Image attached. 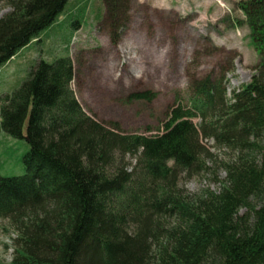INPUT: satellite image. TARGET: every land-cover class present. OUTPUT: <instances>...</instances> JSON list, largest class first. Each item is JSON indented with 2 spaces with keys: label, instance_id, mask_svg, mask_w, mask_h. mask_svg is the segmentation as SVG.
Segmentation results:
<instances>
[{
  "label": "trees",
  "instance_id": "16d2710c",
  "mask_svg": "<svg viewBox=\"0 0 264 264\" xmlns=\"http://www.w3.org/2000/svg\"><path fill=\"white\" fill-rule=\"evenodd\" d=\"M8 1L0 69L42 43L74 2ZM118 1L107 2L116 14ZM240 9L258 56L251 82L229 97L224 67L193 78L162 134H123L88 116L71 89L68 55L40 60L0 98V132L29 147L24 175L0 174V217L16 234L10 264H264V0ZM82 25H72L71 39ZM208 141L225 152L226 179L189 197L181 176H198L216 158ZM127 157L136 159L132 171Z\"/></svg>",
  "mask_w": 264,
  "mask_h": 264
},
{
  "label": "rangeland",
  "instance_id": "374dc122",
  "mask_svg": "<svg viewBox=\"0 0 264 264\" xmlns=\"http://www.w3.org/2000/svg\"><path fill=\"white\" fill-rule=\"evenodd\" d=\"M73 1L42 34V43H33L0 69V98L19 88L40 60L68 55L74 67L71 89L88 116L108 128L118 126L123 134L155 136L162 134L170 108L188 103L193 78L217 76L224 67L231 97L251 82L258 65L240 9L247 0H119L117 14L109 0ZM11 11L9 1L0 0V18ZM76 22L83 25L71 39ZM142 92L153 100L130 101ZM213 144L207 142L216 155L207 168L193 178L181 176L185 195L217 191L225 181L226 155ZM28 149L26 140L0 132V174L24 175ZM126 160L132 171L136 159ZM15 238L9 221L0 217V264L11 263Z\"/></svg>",
  "mask_w": 264,
  "mask_h": 264
}]
</instances>
